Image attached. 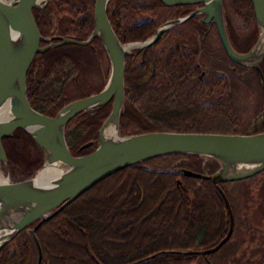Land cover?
<instances>
[{
	"label": "trees",
	"instance_id": "1",
	"mask_svg": "<svg viewBox=\"0 0 264 264\" xmlns=\"http://www.w3.org/2000/svg\"><path fill=\"white\" fill-rule=\"evenodd\" d=\"M94 2L48 0L44 8H33L32 14L43 37L84 40L93 30ZM222 5L233 49L248 51L259 33L251 0H222ZM200 6H167L161 0H109L106 14L119 41L126 43L144 41L162 23ZM202 18L203 15H197L173 25L154 44L134 49L125 56L124 104L119 116L121 136L150 131L225 134L264 131V91L256 70L232 62L222 47L215 24L204 23ZM46 44L40 42L41 46ZM212 64L223 71L211 69ZM258 65L264 79V57ZM107 66L109 61L98 37L87 45L66 43L48 48L35 55L27 70V100L35 110L53 116L66 103L98 92L107 80ZM92 69L100 77L94 87L83 81ZM239 72L248 73L257 84L255 111L251 115L255 122L250 130L247 129L251 117L235 101L234 85L241 81ZM110 109L111 101L78 113L66 124L65 139L72 155L88 153L97 146L99 128ZM88 141L91 145L80 149ZM2 145L7 159L4 167L12 182L32 177L43 163L42 150H36L31 135L22 129L2 140ZM218 167L216 160L202 155L168 154L117 170L37 226L40 264L55 261L71 264L73 257V264H231L226 259L230 260L244 243L231 242L235 221L230 238L219 249L207 255L189 253L212 247L222 238L227 211L210 180L186 176L181 169L210 174ZM261 174L264 170L241 181L256 179ZM233 182L220 183L231 202L227 187ZM132 199L136 202L133 206ZM231 206L234 214V205ZM83 209L88 212L85 217ZM95 211L107 212L109 223L106 225L100 217L95 220L91 217L92 224L83 220ZM207 213L215 219L213 229L209 233L202 225L203 229L196 232L193 215L200 214L203 220ZM124 218L126 226L133 223L151 232L136 233L135 240L130 241V233H119L113 226V219ZM57 246L66 251L65 256L58 252ZM36 261V244L27 228L0 248V264H36Z\"/></svg>",
	"mask_w": 264,
	"mask_h": 264
},
{
	"label": "water",
	"instance_id": "2",
	"mask_svg": "<svg viewBox=\"0 0 264 264\" xmlns=\"http://www.w3.org/2000/svg\"><path fill=\"white\" fill-rule=\"evenodd\" d=\"M108 1L95 0L93 30L86 39L78 40L63 36L46 38L39 33L32 9L44 8L48 0H0V108L8 104L10 112V117L0 120V162L6 164L7 160L2 138L12 136L20 128L29 133L37 148L42 150V168L46 163L54 162L65 166L53 179L43 184L35 182L36 174L22 181L0 182V230L9 229V233L0 240V248L18 231L35 223L29 231L37 248L36 264L41 263L42 256L35 235L41 222L117 170L168 154H197L219 163V167L210 174L181 169L186 176L210 180L226 206L229 222L224 236L212 247L189 251L200 255L212 253L230 238L234 221L230 203L219 184L247 179L264 170V131L251 134L150 131L125 136L118 133L119 116L124 104L125 56L130 53L125 46L136 44L132 49H145L171 26L198 14L203 15L204 23L211 21L215 24L222 47L232 62L256 70L264 91L263 74L258 65L264 57V50L255 51L264 29V0H251L259 33L246 52H237L229 41L222 0H161L167 6L201 4V7L162 23L144 41L126 43L119 41L109 22L106 14ZM11 32L16 34V40H11ZM95 37L100 39L109 61V74L102 89L66 103L53 116L32 108L26 98V73L35 55L66 43L87 45ZM54 39L58 41L53 42ZM40 42L47 44L41 46ZM109 101L111 109L99 128L97 146L88 153L72 155L65 139L66 124L78 113L88 112ZM110 123L114 124L117 137L104 139L103 130ZM91 143H83L80 149Z\"/></svg>",
	"mask_w": 264,
	"mask_h": 264
},
{
	"label": "rangeland",
	"instance_id": "3",
	"mask_svg": "<svg viewBox=\"0 0 264 264\" xmlns=\"http://www.w3.org/2000/svg\"><path fill=\"white\" fill-rule=\"evenodd\" d=\"M6 1H12V0H6ZM132 50L133 49H130L129 51L131 52ZM211 69L213 70L216 69V71H223V69L215 66L214 64H212ZM247 74L245 75L244 73L239 74L238 77L241 78V81L237 82L234 85V93H235L236 103L242 108L246 116L251 117V124L247 129L250 130L252 129V127H254V122H255L254 117H252L251 115L255 111L254 107L257 98L255 91L257 90V84L254 78L249 77ZM83 81L86 82V85L91 84L94 87L95 84L97 85L100 82V78L97 76V72H95V70L92 71L90 70L87 74H85ZM262 115H264V109ZM205 133H209V132H205ZM41 169H42V165L40 166L39 169L35 171L34 174H37L38 171H40ZM0 174H1L0 175L1 179H5L6 182H12L11 180L12 177L8 174V171L5 169L4 163L2 162H0ZM261 179H264V174L259 175L256 179L253 180H246V181L237 180L233 184H230L227 187L230 192L232 198V204L234 205V209H235V213L233 214V216H234V221L236 223L235 224L236 228L231 242L241 241V240L244 241L243 246L237 250V252L230 258V260L229 258L226 259L230 261L231 264H264V180L262 181ZM130 202L132 206L133 204L136 203L135 200L133 199L130 200ZM87 213H88L87 210L85 209L82 210L83 215L84 214L86 215ZM106 213L95 211L92 213V216L90 217L88 216L87 219L83 218V220H88L92 224L91 217L94 218V220L100 217V221L105 222V224L107 225L109 223L108 222L109 220H107L106 218L107 217ZM206 216L207 217L202 216L203 220H200V214L193 215L192 221L194 224L193 226H195L196 232L198 231V227H197L198 224L200 227H202L203 225L209 233L213 229V226L215 224V219L213 217H210L208 213ZM126 219L124 218L123 221L121 219H115V220L113 219V226L118 228L119 233L122 234L130 233L131 234L130 238H132L130 239V241L135 240L136 236L134 237V235H136V233H146L147 231L151 232V230H146L149 228L147 227L139 228L142 226L140 225L134 226L133 223L130 226H126L125 225V221H127ZM234 221H233V225H234ZM103 222H100L99 226H102ZM156 222H158V220ZM218 222L221 223L220 221ZM223 225L225 226V224ZM116 230L117 229H114V231ZM173 231L174 233L177 232V230H173ZM58 252H60L63 256L66 255L65 254L66 251L64 252L63 249H61L60 247ZM74 261L75 258L73 257L72 260L70 261L71 264H73ZM55 264H68V263L65 261L62 263L59 261H55Z\"/></svg>",
	"mask_w": 264,
	"mask_h": 264
},
{
	"label": "bare ground",
	"instance_id": "4",
	"mask_svg": "<svg viewBox=\"0 0 264 264\" xmlns=\"http://www.w3.org/2000/svg\"><path fill=\"white\" fill-rule=\"evenodd\" d=\"M5 2H11V1H6L3 0ZM40 1V0H37ZM164 4V3H163ZM188 5V4H187ZM174 6V5H173ZM201 7V6H200ZM199 15V14H198ZM201 15V14H200ZM197 16V15H196ZM192 18V17H191ZM213 23V22H212ZM214 24V23H213ZM10 37L11 40H16L17 36L14 33H10ZM136 44H129L125 46L126 50H130L133 47H135ZM134 50V49H133ZM261 50H264V29L261 30V34H260V38H259V42L257 43L256 47H255V51L259 52ZM129 54V53H128ZM101 59V58H100ZM108 59V58H107ZM96 60V59H95ZM94 60V61H95ZM103 60H101L102 62ZM93 66L95 65V63L92 64ZM97 65V64H96ZM100 66V64H98ZM97 65V66H98ZM108 67V66H107ZM95 68V67H93ZM109 68V67H108ZM98 69V68H95ZM93 70V69H92ZM108 70V69H107ZM8 104L3 105L0 108V120H4L8 117H10V112H9V108L7 106ZM108 116V115H107ZM119 133V131H118ZM120 135V134H119ZM117 137V131L116 128L114 126L113 123L108 124L104 130H103V138L104 139H114ZM63 169H65V166H63L62 164L58 163V162H54V163H46L44 165V167L38 171V173L35 176V182L37 184H43L48 182L49 180L53 179L58 173H60ZM1 175V174H0ZM0 182H6L5 179H1L0 177ZM85 192V191H84ZM226 195V194H225ZM228 199V198H227ZM229 201V199H228ZM7 233H9V229H1L0 230V240L7 235Z\"/></svg>",
	"mask_w": 264,
	"mask_h": 264
},
{
	"label": "flooded vegetation",
	"instance_id": "5",
	"mask_svg": "<svg viewBox=\"0 0 264 264\" xmlns=\"http://www.w3.org/2000/svg\"><path fill=\"white\" fill-rule=\"evenodd\" d=\"M103 61H105V59H103ZM95 75H96V73H95ZM97 76L99 77L98 74H97ZM99 78H100V77H99ZM17 129H18V128H17ZM17 129H16V130H17ZM19 129H20V128H19ZM16 130H15V131H16ZM15 131H14V132H15ZM14 132H13V133H14ZM11 137H13V134H12V136L7 137V138H11ZM5 138H6V137L2 138V140H4ZM2 140H1V143H2ZM2 146H3V145H2ZM35 147H36V150H37L38 148H37L36 144H35ZM38 150H39V149H38ZM233 183H234V182H233ZM233 183H231V184H233ZM212 185H213V184H212ZM219 185H220V184H219ZM213 187H214V186H213ZM220 187H221V185H220ZM221 188H222V187H221ZM222 190H223V188H222ZM223 191H224V190H223ZM224 193H225V192H224ZM225 194H226V193H225ZM227 198H228V197H227ZM229 203H230V206H231V205H232V202L229 201ZM231 207H232V206H231ZM231 209H232V208H231ZM228 219H229V218H228V215H227V216H226L227 226H228ZM32 224H34V223H32ZM30 227H31V226L29 225V226H27L26 228L29 230ZM32 227H33V226H32ZM197 227H198V231H197V232H200V231L203 229V228L201 229V227L199 226V224H198ZM226 229H227V227H226ZM204 230H205V229H204ZM224 233H226V231H225Z\"/></svg>",
	"mask_w": 264,
	"mask_h": 264
}]
</instances>
